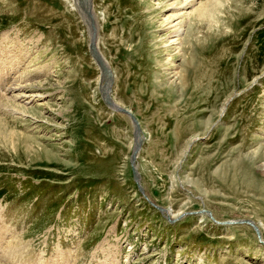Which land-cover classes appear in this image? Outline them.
<instances>
[{"label":"rangeland","instance_id":"rangeland-1","mask_svg":"<svg viewBox=\"0 0 264 264\" xmlns=\"http://www.w3.org/2000/svg\"><path fill=\"white\" fill-rule=\"evenodd\" d=\"M175 2L90 0L139 193L78 13L0 0V264H264V0Z\"/></svg>","mask_w":264,"mask_h":264},{"label":"bare ground","instance_id":"bare-ground-1","mask_svg":"<svg viewBox=\"0 0 264 264\" xmlns=\"http://www.w3.org/2000/svg\"><path fill=\"white\" fill-rule=\"evenodd\" d=\"M61 1H63V3H62L63 5L68 6L70 9L71 8L74 9L78 13V15L80 16V19L82 20V23L84 24V26H85V28L87 30L89 43L94 47V51L93 52L96 53L99 56V58L101 59V63L105 67H107L108 63L104 59L102 53L99 51V47L97 46V44H99L98 43V38H99L98 37V32H99V29H100V24H99V21L100 20L91 11H89L90 17L87 16L86 13L78 6V3L76 2V0H61ZM175 1H176L175 4H179L180 5L181 0H175ZM186 3H187V1H185L184 4L185 5H188V3L187 4ZM71 4H72V6H70ZM185 15H187V13H182V14H180V16H178V19H177L178 21H176L174 23L173 22H170L171 25L169 26V29L171 30V32L169 34V39L166 40V45H165L166 46L165 48L167 50L168 49H173L175 51L176 50H180L179 47H180V44L182 43V35H183V31H184V29H183V18L185 17ZM94 63H95V61H94ZM98 69H99V67H98ZM99 72H100V69H99ZM176 75H178V73ZM21 79H23V77H21ZM111 79H112L111 77H110V80H108L107 78L102 79L101 78V72H100V82H99L98 91L101 93L102 92V87H105V91H103L102 94L104 93L106 96H109V98H110V102L108 103L109 104L108 105L109 106V109H111V110L113 109L115 111L116 108H121V107L111 97V83H112L111 81L114 80V79H112V80ZM103 81H104L105 85H104ZM13 82H14V85H12V82H8V85H5L6 87L3 90V92L6 91V94L11 95L10 96V99H11V101L13 103H16V102L19 103L20 100H21V101L24 102V105H25V103H31V102H33V100L35 98H41L42 97L39 94H34V93L33 94H30V93H28L27 90L30 89L29 85H22L21 81H19V82L13 81ZM96 84H97V82H95V86H96ZM10 85H12V86H10ZM26 99L28 100V102H25ZM17 104H13L15 106H13V108L10 109V112L13 115L19 114L20 115L19 118L25 117V114L18 112L19 109L17 108V106H18ZM126 111H128L135 118L134 114L129 109H127ZM135 120L137 121L138 127L140 129V133H141V135L139 134V137L143 141V137H142L143 135H142V132H141L140 124H139L137 118H135ZM137 140H138V138H135V140H134L135 143L134 144H136ZM144 140L146 141V138L145 137H144ZM139 148H140V146H139ZM135 157H136V155H135ZM207 213H209V212H207ZM169 214H170V211L165 210V209L162 210V215H164L166 218H168V215ZM203 214H204V212H203ZM207 216L208 217L210 216L212 218V215H210V213ZM213 222H215L217 225H221V224H224L225 223L224 221H218L217 219L216 220L213 219ZM233 223H235V222H228L227 221V224H229V225L230 224H233ZM239 223H246V224H248L254 231H256L255 232L256 235L259 237V240L262 241L261 229H260V227L257 224H255L252 221H244V220L243 221H240ZM261 243L263 244L264 242L262 241Z\"/></svg>","mask_w":264,"mask_h":264},{"label":"water","instance_id":"water-1","mask_svg":"<svg viewBox=\"0 0 264 264\" xmlns=\"http://www.w3.org/2000/svg\"><path fill=\"white\" fill-rule=\"evenodd\" d=\"M76 2L78 3V6L86 13V15L90 17V15H89L90 14L89 11H91L90 0H76ZM87 51H88L89 57H91L95 61L97 66L99 67L100 72H101V78L102 79L107 78L108 80H110V77H111L110 70L108 69V67H105L101 63V59L99 58V56L96 53L93 52L94 47L90 43L87 46ZM103 83H104V81H103ZM104 85H105V83H104ZM103 91H105V87H102V92ZM102 92L101 93L99 92L101 94V95L99 94L100 99H101L102 103L105 105V107L109 108L108 103L110 102V98H109V96H106L104 93L102 94ZM115 112H118V113L126 116L127 119L129 120L131 126H132L133 147H132L131 155L129 157V164H130L132 179L135 182V185L137 187L138 192L142 193L141 187L139 186V176H138V173L136 171L135 164H134L135 163V155L137 153V150L139 149V146H141V144H142V140L139 137V134L141 135L140 129L138 127L137 121L135 120L133 115H131L128 111H126L123 108H116ZM135 138H138L136 144H134ZM151 206H153L155 209H157L162 214V210H163L162 208L154 206V205H151ZM203 212L205 214L209 215V213L202 211V213ZM165 219L167 221L173 222V220H169L168 218H165Z\"/></svg>","mask_w":264,"mask_h":264}]
</instances>
